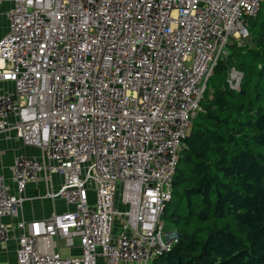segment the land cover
<instances>
[{"label":"built area","instance_id":"built-area-1","mask_svg":"<svg viewBox=\"0 0 264 264\" xmlns=\"http://www.w3.org/2000/svg\"><path fill=\"white\" fill-rule=\"evenodd\" d=\"M6 1L0 137L38 156L0 175V249L26 188L58 176L45 196L66 210L17 222L15 264H151L177 242L162 218L207 81L262 0ZM74 239L79 256L55 250Z\"/></svg>","mask_w":264,"mask_h":264},{"label":"trees","instance_id":"trees-1","mask_svg":"<svg viewBox=\"0 0 264 264\" xmlns=\"http://www.w3.org/2000/svg\"><path fill=\"white\" fill-rule=\"evenodd\" d=\"M247 23L248 45L215 66L178 156L163 213L173 201L177 242L151 264H264V0Z\"/></svg>","mask_w":264,"mask_h":264},{"label":"crops","instance_id":"crops-1","mask_svg":"<svg viewBox=\"0 0 264 264\" xmlns=\"http://www.w3.org/2000/svg\"><path fill=\"white\" fill-rule=\"evenodd\" d=\"M12 7V3L6 0H0V37L7 31L6 14ZM5 88V84H0V92ZM0 175L9 180L10 171L9 168L12 163V159L17 156L37 157L38 152L36 150L24 147L19 141L16 140H3L0 137ZM61 179L58 176H52L49 182L39 183L37 185H29L24 193V203L22 211L17 219H3L2 222L8 227V231L11 235L10 241L4 247L0 249V264H15V242L14 237L16 235V224L18 221H34L44 220L50 217L54 212L61 213L66 210V206L62 201L58 199H50L46 195L49 189L56 191L61 185ZM10 188L12 183H7ZM57 250L62 256L75 257L80 255L78 240L74 239L73 248H65L61 240H56ZM97 264H104L101 258L97 259Z\"/></svg>","mask_w":264,"mask_h":264},{"label":"rangeland","instance_id":"rangeland-1","mask_svg":"<svg viewBox=\"0 0 264 264\" xmlns=\"http://www.w3.org/2000/svg\"><path fill=\"white\" fill-rule=\"evenodd\" d=\"M248 26H249V24L247 23V28H248ZM242 45H248V42H246V40H245V41H243ZM228 60H229V58H228ZM229 65L233 66L232 64H229ZM239 83H240V81H239ZM213 85H214V83L212 81H209V83L207 84V91L208 92L211 91ZM208 96H210V94H208ZM92 200H93V194L90 195V201H92ZM173 206H174V202L171 201L170 204L168 205V212L166 213V216L162 218V222L164 224V228H163L164 233L173 232L176 229V227L171 223V221L169 219V215L171 214Z\"/></svg>","mask_w":264,"mask_h":264}]
</instances>
